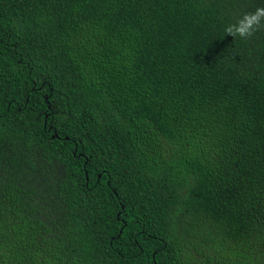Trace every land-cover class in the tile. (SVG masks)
Masks as SVG:
<instances>
[{
    "label": "trees",
    "instance_id": "trees-1",
    "mask_svg": "<svg viewBox=\"0 0 264 264\" xmlns=\"http://www.w3.org/2000/svg\"><path fill=\"white\" fill-rule=\"evenodd\" d=\"M258 7L0 0V264H264Z\"/></svg>",
    "mask_w": 264,
    "mask_h": 264
},
{
    "label": "clouds",
    "instance_id": "clouds-1",
    "mask_svg": "<svg viewBox=\"0 0 264 264\" xmlns=\"http://www.w3.org/2000/svg\"><path fill=\"white\" fill-rule=\"evenodd\" d=\"M264 29V7H258L254 12L245 13L236 23L226 26L225 33L233 38L247 40L255 32Z\"/></svg>",
    "mask_w": 264,
    "mask_h": 264
},
{
    "label": "bare ground",
    "instance_id": "bare-ground-1",
    "mask_svg": "<svg viewBox=\"0 0 264 264\" xmlns=\"http://www.w3.org/2000/svg\"><path fill=\"white\" fill-rule=\"evenodd\" d=\"M180 49V48H179Z\"/></svg>",
    "mask_w": 264,
    "mask_h": 264
}]
</instances>
